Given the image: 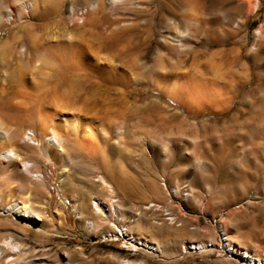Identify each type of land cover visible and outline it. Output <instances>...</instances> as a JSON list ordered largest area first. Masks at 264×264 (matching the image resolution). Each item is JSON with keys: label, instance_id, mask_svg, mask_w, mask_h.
<instances>
[{"label": "rangeland", "instance_id": "rangeland-1", "mask_svg": "<svg viewBox=\"0 0 264 264\" xmlns=\"http://www.w3.org/2000/svg\"><path fill=\"white\" fill-rule=\"evenodd\" d=\"M27 1L0 111L39 144L0 164V264H264V0ZM74 115L95 143L64 160L41 120Z\"/></svg>", "mask_w": 264, "mask_h": 264}, {"label": "bare ground", "instance_id": "bare-ground-1", "mask_svg": "<svg viewBox=\"0 0 264 264\" xmlns=\"http://www.w3.org/2000/svg\"><path fill=\"white\" fill-rule=\"evenodd\" d=\"M22 6L17 9V14L14 13V11L9 10V11H0V21H6V22H11L16 18H21L23 16V10H28L33 3L31 1H27V0H22L21 1ZM94 8V7H93ZM29 11V10H28ZM15 19V20H16ZM3 27V26H2ZM260 31V30H259ZM262 32V31H261ZM258 33V32H257ZM152 35V34H151ZM261 35V34H260ZM259 37L258 34H256V39ZM263 37H261L262 39ZM258 41V40H257ZM151 42V41H150ZM5 45V44H4ZM3 45V46H4ZM67 45V44H66ZM150 45V44H149ZM2 46V47H3ZM6 47L8 48V46L6 45ZM67 47H69L67 45ZM73 47V46H72ZM5 47H3L4 49ZM65 48V47H64ZM147 48V47H145ZM1 48V50H3ZM62 49V48H61ZM71 49V48H70ZM144 49V48H143ZM24 50V49H23ZM21 53L22 54V51ZM64 50V49H63ZM149 50V49H148ZM7 51V49H6ZM61 51V50H60ZM64 52V51H63ZM68 52V49H67ZM148 52V51H147ZM24 53V52H23ZM5 54V53H4ZM62 54V52H61ZM8 55V54H7ZM9 57V56H8ZM55 57V56H54ZM61 57H63V55H61ZM68 57V54H67ZM13 58V57H11ZM63 59V58H62ZM1 62H3L4 60L1 58L0 60ZM58 61V60H57ZM56 61V62H57ZM5 63H7V61H4ZM55 62V63H56ZM73 62V61H72ZM4 64V63H2ZM8 64V63H7ZM6 64V65H7ZM57 64V63H56ZM59 64V62H58ZM64 64V62H63ZM66 64V63H65ZM78 64V63H77ZM81 64V63H80ZM71 65V63H70ZM76 65V64H75ZM10 67V66H9ZM82 67V66H81ZM61 68V67H60ZM71 68V67H70ZM70 68L69 71H70ZM55 69V67L53 68ZM72 69V68H71ZM67 70V69H66ZM57 71V70H56ZM65 71V69H64ZM68 71V72H69ZM76 71V70H75ZM61 72V69L60 71ZM42 73H46V72H42ZM65 73V72H64ZM63 73V74H64ZM48 74V73H47ZM51 74H53V72H51ZM62 74V73H61ZM86 75V74H85ZM45 76V75H44ZM50 75H48L49 77ZM57 76V75H56ZM55 76V77H56ZM71 76V75H70ZM47 77V75H46ZM45 77V78H46ZM93 77V76H92ZM44 78V77H43ZM50 78V77H49ZM8 80V75H2L1 71H0V98H4V93L7 92L8 90V84H5V82ZM264 80V79H263ZM262 80V81H263ZM15 82V80H13ZM12 83V82H11ZM10 84V82H9ZM11 86V85H10ZM257 86V85H256ZM12 90H14L16 92V94L18 95H23V87L19 82H16L13 87H11ZM260 89V88H259ZM25 91V90H24ZM236 91V90H235ZM234 91V93H235ZM259 91V90H258ZM11 92V91H10ZM47 92V91H45ZM13 93V92H12ZM7 94V93H6ZM50 94V93H49ZM238 94V93H237ZM41 95V94H40ZM27 97V94H26ZM43 97V96H42ZM46 97V96H45ZM14 98V97H13ZM234 98V97H233ZM33 99V98H32ZM39 99V98H37ZM36 99V100H37ZM229 99V98H228ZM30 100V98H29ZM28 100V101H29ZM231 100V98H230ZM43 103V102H42ZM230 103V102H229ZM28 104V103H27ZM31 104V103H29ZM32 106V105H30ZM4 107V106H3ZM6 108V107H5ZM41 109V108H40ZM5 111H0V164H9V163H13L14 165L20 166L19 160L21 159V152L23 147L25 146H29L31 144H33L32 141H34V143L36 142L35 140V136L36 133L33 129H31L33 131V136L29 135V138H26L25 135H20V137L16 140L12 138V133H13V129L10 128L8 126L7 120H6V115L4 114ZM40 116H43V114H41ZM43 118V117H42ZM41 118V119H42ZM45 118V117H44ZM16 119V118H14ZM15 123H18L17 121H15ZM56 128H62V133L63 136L65 138H67L68 140H71L73 142V146L71 148H66L64 147V137L61 135H57L58 133L56 132ZM16 129V127H15ZM59 130V129H58ZM60 131V130H59ZM51 132V133H49ZM61 132V131H60ZM19 133V132H18ZM40 136L42 139V142L47 145V148L50 150H48L51 153H54L57 157H61L64 160L66 159V157H68L71 154H76L78 156H83V157H87L90 156V147L91 145H93L94 139H93V134L91 133L90 129L87 128V126H85V124L83 122H81V119L79 116H75L72 118L69 117H65L64 120L62 121V124L59 125V123L55 122V119L51 118L48 120H41V129H40ZM38 143V142H36ZM95 143V142H94ZM39 144V143H38ZM66 144V143H65ZM37 144H35L36 146ZM42 147V146H41ZM40 148V147H39ZM63 161V160H62ZM28 171H31V167H27L24 166ZM34 167V165H33ZM33 169V168H32ZM38 176V175H37ZM38 179V178H37ZM40 180V179H39ZM9 208H13V210L15 211L14 213H16L17 215L20 216H24V217H28V218H35L37 217L36 215H32L31 213L32 210L27 207L24 206L22 204H18L16 205H12L9 206ZM8 211V210H7ZM12 211V210H11ZM18 245V244H16ZM11 248V247H10ZM3 249H7V247L3 248ZM8 250V249H7ZM233 250V249H232ZM237 250V249H236ZM240 254V252L238 253ZM245 257H248L249 255H243ZM252 257V256H251Z\"/></svg>", "mask_w": 264, "mask_h": 264}]
</instances>
